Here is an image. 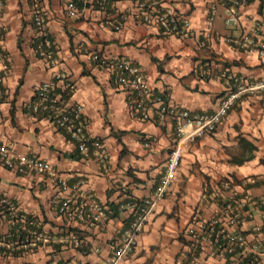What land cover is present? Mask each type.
<instances>
[{
	"label": "crops",
	"instance_id": "0c3cea01",
	"mask_svg": "<svg viewBox=\"0 0 264 264\" xmlns=\"http://www.w3.org/2000/svg\"><path fill=\"white\" fill-rule=\"evenodd\" d=\"M69 1L0 0V142L49 161L56 174L16 172L0 162V196L13 205L0 204L5 239L0 264H109L139 202L153 197L177 145V122L162 117L161 108L215 111L233 85L224 70L248 82L264 80V56L226 42L246 35L264 42V0L241 5L236 26L225 22V0H158L161 13L173 11L181 26L189 23L187 37L165 34L156 18L144 23L136 8L124 28L105 24L106 18H117L118 8H133V0H75L80 10L75 17L67 15ZM36 15L47 23L52 54L41 51L45 37ZM95 53L138 65L155 100L139 105L133 91L115 82V68L95 60ZM50 79L64 110L84 106L71 128L30 107L40 84ZM78 135L104 142L109 164L100 162L94 149L83 152ZM152 138L157 143L146 147ZM60 176L70 184L83 181L77 200L86 193L104 207L108 220L90 225L62 213L63 198L73 192L61 188ZM233 213L239 215L235 225L227 222ZM262 224L264 90H246L214 132L183 146L171 189L118 264H230L234 252L223 246L225 234L242 232L263 251L255 231ZM246 263L264 264V254Z\"/></svg>",
	"mask_w": 264,
	"mask_h": 264
},
{
	"label": "built area",
	"instance_id": "2783aa9c",
	"mask_svg": "<svg viewBox=\"0 0 264 264\" xmlns=\"http://www.w3.org/2000/svg\"><path fill=\"white\" fill-rule=\"evenodd\" d=\"M133 8L131 6L127 8L117 9V18H106L105 24L114 30H120L124 28L129 18V14L133 9L143 11V22L148 24L153 21L152 18H156V21L160 28L167 35L180 34L183 37H187L189 33V23L184 22L181 26L177 15L173 12H160V6L158 0H133ZM225 7L227 11V17L225 22L227 25L236 26L239 24L240 14L239 7L247 2V0H225ZM67 15L75 17L79 15V8L75 0H70L66 5ZM216 11L213 9L209 17L208 36L212 37L214 34V18ZM38 14V13H37ZM37 24L39 25L40 33L44 36L43 42L40 43L41 51L44 54H52L53 42L48 37L47 23L41 18L40 15H36ZM225 41V40H224ZM227 43H232L239 48H245L249 52L256 53L259 56H264V42H256L253 38L246 35L243 39H227ZM45 46L47 49H45ZM98 53L93 55L95 60L102 62L103 64L111 65L115 68V82L124 87L127 90H131L136 95V101L139 105L149 104L155 100L152 96L151 89L146 83L145 74L140 67L134 64L127 58H118L115 60H109L103 58ZM0 102L3 96L2 80H3V68L0 67ZM224 76L233 82L232 87L229 89L227 95L222 99L219 107L213 112H190L189 110H181L175 107L169 108L163 106L161 108V116L170 115L177 122V135L178 142L173 147L167 156L166 169L161 177V180L154 192L153 197L150 200L140 201L135 213V217L130 222V226L125 235L119 240V245L115 250L114 258L109 264H118L127 254H129L135 244L137 235L142 231L144 225L149 221L154 208L159 200L163 199L172 187V184L177 176L181 160H182V148L183 146L195 141L196 139L203 137L209 133L214 132L218 125L224 118L227 117L230 109H232L240 95L246 91L252 92L258 90H264V80L257 82H248L241 76L228 73L227 70L223 71ZM68 88H72V83H67ZM55 80L50 79L43 81L38 90L36 99L30 107L36 112L41 111L45 117L53 119L57 125L63 128H71L75 124V114H81L84 110L82 104H78L74 107L72 112H67L59 104V98L55 97ZM143 116H148L146 111H141ZM139 113V112H138ZM136 113V114H138ZM79 148L83 152H89L92 149L95 150L96 157L103 164H109V152L104 142L99 139L86 138L83 135H78ZM157 138L149 139L145 142V146L152 148L157 143ZM0 162L8 168L25 173L28 171L37 173H48L50 175H56L53 171L51 163L47 160L37 157H28L18 154L10 146L0 142ZM59 185L65 191H71L70 195H66L60 205V211L62 213L75 216L77 219L86 220L90 225H98L99 223L106 222L108 220V214L104 207L95 201L86 193H82V199L77 198L80 196V189L83 186V181L77 180L73 184H70L67 177H59ZM84 196V197H83ZM90 198V214L87 217V203L86 200ZM92 198V199H91ZM0 204L12 208L13 205L7 198L0 196ZM239 215L233 213L227 219V222L235 225L238 223ZM220 218H214L211 222L212 229H215ZM255 231L260 233L262 240L264 241V225H257ZM226 236L227 245L231 252H234L233 258L230 264H247L249 257L253 255L264 254V250L261 251L258 243L250 244L247 235L242 232L228 233ZM81 240L76 241V245H80ZM5 239L0 236V246H3ZM251 261V260H250ZM252 261L251 263H253Z\"/></svg>",
	"mask_w": 264,
	"mask_h": 264
},
{
	"label": "trees",
	"instance_id": "16d2710c",
	"mask_svg": "<svg viewBox=\"0 0 264 264\" xmlns=\"http://www.w3.org/2000/svg\"><path fill=\"white\" fill-rule=\"evenodd\" d=\"M225 245H227V243H224V245H223V246H225Z\"/></svg>",
	"mask_w": 264,
	"mask_h": 264
}]
</instances>
